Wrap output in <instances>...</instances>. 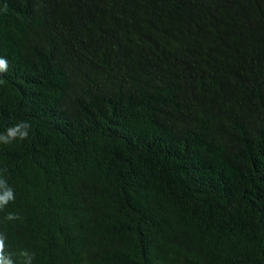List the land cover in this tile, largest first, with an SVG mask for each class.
Segmentation results:
<instances>
[{"label":"trees","instance_id":"trees-1","mask_svg":"<svg viewBox=\"0 0 264 264\" xmlns=\"http://www.w3.org/2000/svg\"><path fill=\"white\" fill-rule=\"evenodd\" d=\"M0 58L13 264H264V0H0Z\"/></svg>","mask_w":264,"mask_h":264},{"label":"clouds","instance_id":"clouds-1","mask_svg":"<svg viewBox=\"0 0 264 264\" xmlns=\"http://www.w3.org/2000/svg\"><path fill=\"white\" fill-rule=\"evenodd\" d=\"M8 70V61L4 58H0V73ZM31 125L27 121H21L15 126L7 129L6 134H0V142L5 144L10 143L17 138L24 140L28 138L29 129ZM14 199L13 190L7 185V182L0 179V208L6 206L11 200ZM15 218L13 214L8 215V219ZM3 236L0 235V264H13L10 258H6L3 255Z\"/></svg>","mask_w":264,"mask_h":264}]
</instances>
